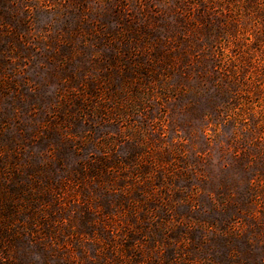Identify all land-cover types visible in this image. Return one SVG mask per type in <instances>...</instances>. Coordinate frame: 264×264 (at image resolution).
Segmentation results:
<instances>
[{
    "label": "rangeland",
    "instance_id": "374dc122",
    "mask_svg": "<svg viewBox=\"0 0 264 264\" xmlns=\"http://www.w3.org/2000/svg\"><path fill=\"white\" fill-rule=\"evenodd\" d=\"M0 264H264V0H0Z\"/></svg>",
    "mask_w": 264,
    "mask_h": 264
}]
</instances>
